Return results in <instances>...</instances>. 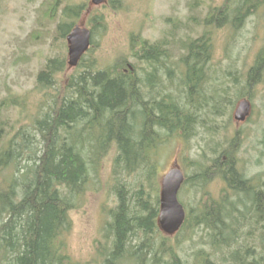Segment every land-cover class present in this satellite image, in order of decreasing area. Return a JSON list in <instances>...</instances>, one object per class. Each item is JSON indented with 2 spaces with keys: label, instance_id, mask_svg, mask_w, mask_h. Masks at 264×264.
Segmentation results:
<instances>
[{
  "label": "trees",
  "instance_id": "trees-1",
  "mask_svg": "<svg viewBox=\"0 0 264 264\" xmlns=\"http://www.w3.org/2000/svg\"><path fill=\"white\" fill-rule=\"evenodd\" d=\"M115 3L109 1L119 9V0ZM262 7L264 0H226L208 13L197 37H179L177 32L184 25L174 23L172 36L179 38L183 50L179 62H172L170 38L150 42L141 35L133 36L130 47L143 64L142 76L136 70L124 71L118 63L123 59L105 68L86 59L92 54L96 31L106 29L104 15L92 14L88 20L91 48L68 77L64 92L53 93L55 75L66 67L65 59L56 57L47 61L36 78L37 87L51 96L50 105L38 110L40 118L16 131L13 124L0 120V264H81L67 249L70 212L85 194L91 174L109 157L117 179V206L106 227L112 248L107 253L100 249L93 264H182L171 247L163 246L170 236L162 235L158 226L159 196L152 197L144 186L133 188L120 177L135 175L137 180L147 181V186H157L161 147L171 139L195 136L196 124L202 123L200 112L211 110L204 91L210 80H216L208 72L215 32L240 29ZM87 8L86 3L64 8L63 21L57 27L60 37H67ZM262 82L264 47L247 73L250 89ZM222 103L225 109L233 104L228 97ZM222 103L214 106L213 115L224 113L217 111ZM12 107L25 109V100L17 96L1 100L0 116L3 109ZM235 144L217 145L213 159L208 160L211 163H197L198 170L186 175L184 183V187L197 188L221 181L227 186L226 194L229 191L233 197L214 199L206 194L202 208L187 214L181 229L190 220L191 228L206 227L215 238L211 244L216 249L229 247L230 243L219 239L225 236L228 240L237 230L238 238H243V228L259 230L260 234L251 231L249 236L264 239V180L255 182L239 169ZM202 158L207 159L205 154ZM229 218L232 222L226 223ZM155 235L164 239L159 249L155 245L157 250ZM139 236L145 240L134 245ZM258 255L249 249L245 257L252 256L251 261L242 258L238 262L264 264V246L259 259ZM204 260L205 264H226V260Z\"/></svg>",
  "mask_w": 264,
  "mask_h": 264
},
{
  "label": "rangeland",
  "instance_id": "rangeland-1",
  "mask_svg": "<svg viewBox=\"0 0 264 264\" xmlns=\"http://www.w3.org/2000/svg\"><path fill=\"white\" fill-rule=\"evenodd\" d=\"M225 1L119 0V9H115L113 4L95 7L91 0H0V101L9 96H17L26 103L22 110L18 107L8 111L3 109L0 120L13 124L16 131L19 126H26L30 121L32 123L40 118L41 112L38 110L50 105L51 96L50 92L41 91L37 87L36 78L47 61L56 57L65 59L66 67L55 75L56 92L53 93L64 92L68 77L76 69L68 66V44L66 38L60 37L57 31L58 24L63 21L65 7L86 3L88 8L77 24L89 29L88 20L92 14L104 15L106 29L96 31L92 54L88 53L87 60H94L100 68H105L117 59H123L118 63L124 71L136 70L142 76L143 64L133 56L130 47L133 36L141 35L150 42L170 38L169 49L174 57L172 62H179L183 50L179 48V38L172 36L174 23L184 25L177 32L179 37H197L202 32L208 13ZM115 2L117 4V0ZM53 3L55 7L50 6ZM214 44L208 72L216 80L212 83L210 80L204 91L211 110L200 112L202 123L196 124L195 136L171 139L161 147L157 186L154 184L149 187L147 181L137 180L135 175L120 177L130 182L133 188L144 186L152 197L159 196L162 178L173 168L175 161L178 160L183 173L190 176L198 170L197 163L206 165L208 160L213 159V150L217 145L226 147L233 141L236 142L239 169L255 182L264 180V82L252 89L247 85L248 70L254 64L256 54L264 47V8L254 11L238 30L224 28L215 32ZM135 65L138 67L135 68ZM162 75L165 76L164 73ZM225 97L233 102L226 109L223 107L225 103H222ZM244 98L249 99L251 114L245 122H237L234 114L238 103ZM218 103H222V107L217 111L224 113L213 115L216 111L214 106ZM6 130L8 132L9 127ZM204 154L206 160L202 158ZM115 180L109 157L97 168V172L91 174L85 194L70 212L72 227L66 239L67 249L78 263L93 264L98 259L100 249L107 253L112 248V238L107 237L106 227L111 222V212L117 206ZM226 189V184L215 180L207 186L184 187L178 198L182 204L187 205V213L190 215L202 208L206 194L214 199L225 195L228 200L233 199L229 191L226 194ZM225 220L226 223L232 222L230 218ZM209 231L203 226L200 229L191 228L190 220L187 227L170 237L163 246L171 247L173 255L182 264H205L204 259L213 263L226 260V264H241L238 260L246 259L245 254L252 248L259 254L258 259L262 255L264 239L249 236L251 231L260 234L259 230L243 228L240 233L244 237L240 239L237 235L239 230L235 232L236 235L227 230V234L232 235L228 240L224 239L225 236L219 240L231 245H222L220 249L211 244L214 237L210 236ZM162 235H155L153 239L158 249L163 243ZM144 240V237L139 236L134 240V245ZM252 256L246 261H251Z\"/></svg>",
  "mask_w": 264,
  "mask_h": 264
},
{
  "label": "water",
  "instance_id": "water-1",
  "mask_svg": "<svg viewBox=\"0 0 264 264\" xmlns=\"http://www.w3.org/2000/svg\"><path fill=\"white\" fill-rule=\"evenodd\" d=\"M95 6L107 2V0H91ZM70 67H76L83 55L89 50L91 44V31L87 28L77 26L68 35ZM251 112V105L248 100L238 103L234 119L244 122ZM183 172L175 163L174 167L163 177L160 193V214L158 223L162 231L168 235L178 232L186 217L184 207L178 200V193L184 183Z\"/></svg>",
  "mask_w": 264,
  "mask_h": 264
},
{
  "label": "bare ground",
  "instance_id": "bare-ground-1",
  "mask_svg": "<svg viewBox=\"0 0 264 264\" xmlns=\"http://www.w3.org/2000/svg\"><path fill=\"white\" fill-rule=\"evenodd\" d=\"M240 208V207H239Z\"/></svg>",
  "mask_w": 264,
  "mask_h": 264
}]
</instances>
